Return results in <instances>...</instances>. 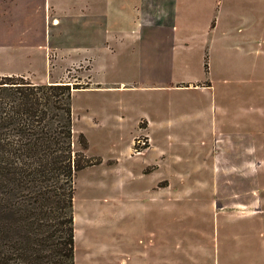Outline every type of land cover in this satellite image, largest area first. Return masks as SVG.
Wrapping results in <instances>:
<instances>
[{"label":"rangeland","instance_id":"1","mask_svg":"<svg viewBox=\"0 0 264 264\" xmlns=\"http://www.w3.org/2000/svg\"><path fill=\"white\" fill-rule=\"evenodd\" d=\"M232 4L250 7L243 45L251 53L234 48L226 60L214 53L208 70L198 66L208 88L162 86L145 59L164 44L144 38L141 74L122 71L118 91L104 92L87 89L88 67L65 65L63 48H42L46 67L35 46L38 4L28 0L37 61L10 66L37 83L88 85L72 94L74 149L101 162L76 178V264H264V0Z\"/></svg>","mask_w":264,"mask_h":264},{"label":"crops","instance_id":"2","mask_svg":"<svg viewBox=\"0 0 264 264\" xmlns=\"http://www.w3.org/2000/svg\"><path fill=\"white\" fill-rule=\"evenodd\" d=\"M27 3L0 0V74L27 70L10 66L12 62L26 66L29 59L37 61L38 52L29 50ZM36 4L33 14L43 42L35 46L51 47L59 53L63 48L70 58L65 65H86L87 89L117 92L121 81L117 74L125 71L139 76L144 38L148 46L164 44L163 49L146 57L145 69L156 67L164 75L162 86L173 89H203L213 84L194 72L200 65L205 71L207 62L211 66L214 53L224 60L234 48L245 55L251 53L243 45L250 40L246 30L250 7L245 4L237 10L232 0H36ZM235 19L238 28L232 26ZM166 35L170 43L167 48ZM235 39L236 44L231 45ZM46 41L49 44H44ZM42 51V62L49 67ZM66 54L55 59L58 69L65 66L60 65V58ZM207 54L210 61H206Z\"/></svg>","mask_w":264,"mask_h":264},{"label":"trees","instance_id":"3","mask_svg":"<svg viewBox=\"0 0 264 264\" xmlns=\"http://www.w3.org/2000/svg\"><path fill=\"white\" fill-rule=\"evenodd\" d=\"M81 87L0 74V264H76V178L101 162L74 149ZM79 141L88 147L84 133Z\"/></svg>","mask_w":264,"mask_h":264}]
</instances>
